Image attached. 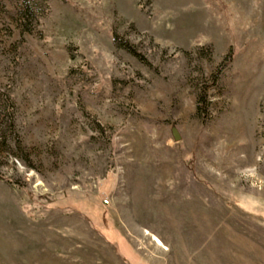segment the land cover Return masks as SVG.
Listing matches in <instances>:
<instances>
[{"label": "rangeland", "instance_id": "obj_1", "mask_svg": "<svg viewBox=\"0 0 264 264\" xmlns=\"http://www.w3.org/2000/svg\"><path fill=\"white\" fill-rule=\"evenodd\" d=\"M0 264H264V0H0Z\"/></svg>", "mask_w": 264, "mask_h": 264}, {"label": "trees", "instance_id": "obj_2", "mask_svg": "<svg viewBox=\"0 0 264 264\" xmlns=\"http://www.w3.org/2000/svg\"><path fill=\"white\" fill-rule=\"evenodd\" d=\"M125 47H127V49H128V46H125ZM135 53V52H134ZM136 55H138V54H136Z\"/></svg>", "mask_w": 264, "mask_h": 264}]
</instances>
